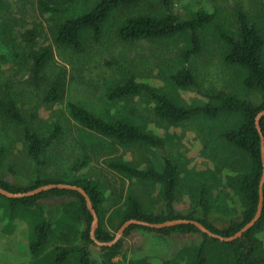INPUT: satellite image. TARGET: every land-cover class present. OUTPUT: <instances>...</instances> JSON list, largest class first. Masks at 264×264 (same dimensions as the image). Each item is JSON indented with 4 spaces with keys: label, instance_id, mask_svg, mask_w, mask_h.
Segmentation results:
<instances>
[{
    "label": "rangeland",
    "instance_id": "rangeland-1",
    "mask_svg": "<svg viewBox=\"0 0 264 264\" xmlns=\"http://www.w3.org/2000/svg\"><path fill=\"white\" fill-rule=\"evenodd\" d=\"M40 1L56 10H43ZM95 1L0 0V99L11 95L30 129L46 134L56 123L63 128L59 138L36 161L26 152L23 125L0 112V178L20 185H28L36 177L96 179L103 191L97 216L102 227L114 235L128 196L136 197L145 212L165 211L166 206L161 184L111 170L107 161L120 159L138 167L152 165L161 170L167 157L179 167L173 200L175 211L186 213L195 207L194 215L201 216L197 200L203 190L208 217L216 226L223 227L229 220L240 218L244 201L238 179L248 160L220 137L221 131L238 125V115L200 114L171 124L154 114L146 95L111 100L107 89L133 75L185 107L217 104L218 92L258 102L260 93L242 85L243 70L223 61L225 45L216 27L221 25L235 33V13L239 6L256 23L264 38V0H172L173 10L181 17L200 10L214 15L212 22L199 31L202 50L188 61L181 58L182 50L188 46V32L135 41H123L116 35V27L126 16L162 15L165 9L161 0H141L114 9L98 41L88 33L83 34L81 50L56 43L54 34L60 21L88 9ZM43 49L50 56L34 72L32 55ZM182 66L192 71L197 86L181 87L172 82L171 75ZM57 78L62 86V98L48 102L44 95ZM69 100L105 119L133 122L159 137L161 143L122 145L84 129L70 118L66 109ZM84 155L88 164L73 168ZM48 219L49 235L43 246L32 253L30 245L36 237L35 227ZM84 227L74 195L50 196L33 205L14 208L0 195V264H78L73 253L61 263L54 256L62 248L79 246V232ZM202 239L198 232L164 235L134 227L123 238L116 255L108 257L94 242L88 250L92 264H193ZM254 244L256 252L263 255L264 227L256 232ZM207 247V264H229L217 244L210 242Z\"/></svg>",
    "mask_w": 264,
    "mask_h": 264
},
{
    "label": "trees",
    "instance_id": "trees-1",
    "mask_svg": "<svg viewBox=\"0 0 264 264\" xmlns=\"http://www.w3.org/2000/svg\"><path fill=\"white\" fill-rule=\"evenodd\" d=\"M141 0H96L88 9L64 18L58 24L54 40L56 43L70 46L76 50L83 49V34L88 33L94 41H98L102 35L104 24L110 13L124 5H134ZM165 12L162 15L140 13L126 16L116 27V35L123 41H135L139 39H161L188 32V46L181 52L183 61H188L192 56L198 54L203 47L199 31L212 22L213 13L203 10L197 11L189 17H181L172 7V0H161ZM40 7L45 11L56 10L40 1ZM237 30L231 33L221 25H217V33L225 45L222 59L226 64L240 67L243 70L242 85L248 90H257L260 93L258 102H253L246 98H239L229 93L218 92L215 97L217 104H203L182 106L173 101L166 94L152 88L149 84L137 80L133 75L124 78L107 89V97L111 100H123L144 94L152 104L154 114L171 123L177 124L186 121L195 115L215 117L221 113H234L240 120L237 126L227 128L220 132L228 144L240 153L244 154L248 160L246 169L238 179V190L244 201V208L240 218L231 219L223 227L216 226L208 217V203L203 194V190L198 196L197 203L201 210V216H195V207L186 213L177 212L173 208L175 189L178 184L179 167L176 162L165 157L161 170H157L152 165L138 167L120 159H110L107 166L114 171L125 174L129 177L140 179H151L161 184V192L165 201V211L153 213L145 212L139 200L134 196H128L127 207L121 218L120 224L128 218L146 220L148 222H162L172 218H190L202 223L210 231L221 236H229L249 221L256 210L259 197V181L262 173L261 141L259 132L255 125V115L264 108V63L263 48L264 38L255 22L250 20L241 7L236 8ZM50 53L43 49L32 55L33 71L37 72L49 58ZM172 82L181 87H195L197 81L192 71L182 66L171 75ZM62 98V86L59 79L51 82L47 89L44 100L57 102ZM66 109L70 118L82 128L92 131L102 137L110 139L117 144L143 143L148 145H159V137L143 130L133 122L122 118L105 119L92 112L85 106L75 101H67ZM0 112L10 120L23 125V139L26 144L27 154L34 160L40 161L41 153L63 132L59 123L46 134H41L30 129L26 120L21 114L15 100L9 94L0 99ZM258 125L264 137V114L260 116ZM88 164V157L84 155L82 159L73 165V168H80ZM50 182H66L82 187L90 198L91 204L97 215L99 206L103 201V191L98 180L86 177L72 179L36 177L28 185L13 184L4 178H0V187L10 192H21L30 190L38 185ZM263 193L261 213L257 221L248 230L242 233L239 238L232 241H220L200 232L192 224H178L160 229H151L138 225L127 227L117 242L111 246H100V249L112 257L119 253L122 241L134 227L158 232L164 235L187 234L191 232L201 233L202 241L196 248L193 264H207L208 247L207 243L213 242L223 251L224 258L229 264H264V254H258L255 249L254 237L256 232L264 227V180L261 185ZM1 195V194H0ZM74 195L78 199L79 210L85 222V227L79 232L80 245L73 248H62L54 259L57 263L64 261L68 255L75 254L78 264H92L89 257L88 246L93 243L89 230L92 215L85 205L83 196L71 190L52 188L31 196L19 198H8L10 207L14 208L22 205H33L37 200L50 196ZM50 219L40 223L35 227V240L31 243L32 253H36L45 243L50 230ZM119 224V225H120ZM94 235L101 241H108L113 238V234L105 230L100 220L94 229Z\"/></svg>",
    "mask_w": 264,
    "mask_h": 264
},
{
    "label": "water",
    "instance_id": "water-1",
    "mask_svg": "<svg viewBox=\"0 0 264 264\" xmlns=\"http://www.w3.org/2000/svg\"><path fill=\"white\" fill-rule=\"evenodd\" d=\"M263 114H264V108L261 109L260 111H258L257 114L255 115V125L257 127L258 132H259L260 141H261V160H262V173H261V177H260V181H259V197H258L256 210H255L253 217L249 221H247L242 227H240L237 231H235L233 234H231L229 236H221L217 233H214V232L210 231L208 228H206L199 221H197L195 219H190V218H172V219H167V220L162 221V222H148L146 220H141V219H136V218H128V219H125L118 226L116 233L113 235V238L111 240L101 241V240L97 239L94 235V229L98 225L97 213H96L95 209L93 208L91 201H90V198L87 195L86 191L82 187H80L76 184H70V183H66V182H50V183L38 185V186H36L30 190L21 191V192H10V191L0 187V194L3 196H6L8 198H19V197L31 196L34 194H38L42 191H46V190H49L52 188L71 190V191H76V192L80 193L84 198L85 205H86L87 209L89 210L90 214L92 215V220H91L90 230H89L90 238L95 244H97L99 246H111L112 244L117 242L119 240V238L122 236L124 230L127 227H129L130 225H138V226H142V227H148L151 229H160V228L170 227V226H174V225H178V224H192L200 232L206 234L209 237H212V238H215V239H218L221 241H232L236 238H239L243 232H245L251 226H253L254 223L259 218L260 213H261L262 200H263V193L261 190V185H262V182L264 180V137H263L261 129L258 125V122H259L260 116Z\"/></svg>",
    "mask_w": 264,
    "mask_h": 264
}]
</instances>
